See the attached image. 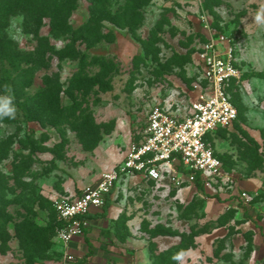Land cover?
Wrapping results in <instances>:
<instances>
[{"label":"rangeland","instance_id":"obj_1","mask_svg":"<svg viewBox=\"0 0 264 264\" xmlns=\"http://www.w3.org/2000/svg\"><path fill=\"white\" fill-rule=\"evenodd\" d=\"M62 4L72 30L89 23L92 36L72 39L53 14L26 26L39 6L4 16L0 110L15 112L0 119V264H64L53 201L75 199L117 169L156 107L188 114L203 85L202 16L231 36L243 73L233 89L239 119L208 141L222 173L204 192L121 180L109 217L85 236L114 254L98 252L90 264H264V23L256 21L264 0ZM43 92L61 117L31 110ZM243 192L253 199L247 209L236 205Z\"/></svg>","mask_w":264,"mask_h":264},{"label":"built area","instance_id":"obj_2","mask_svg":"<svg viewBox=\"0 0 264 264\" xmlns=\"http://www.w3.org/2000/svg\"><path fill=\"white\" fill-rule=\"evenodd\" d=\"M206 42L197 52V69L203 85L185 116H176L156 107L147 124L134 140L115 170L104 174L95 185L85 187L75 199L53 201V209L61 226L57 236L62 244L64 264H76L71 244L85 236L90 216L102 211L107 197L118 183L130 176L156 183L166 182L174 188L193 186L199 176L204 184L222 173V163L208 143L219 130L232 127L238 110L229 89L243 76L237 49L230 35L218 32L207 17L202 16ZM253 199L243 192L236 205L249 207Z\"/></svg>","mask_w":264,"mask_h":264},{"label":"trees","instance_id":"obj_3","mask_svg":"<svg viewBox=\"0 0 264 264\" xmlns=\"http://www.w3.org/2000/svg\"><path fill=\"white\" fill-rule=\"evenodd\" d=\"M62 1L63 0H0V43L5 40V31H4L5 30L4 29L5 13L7 11H10V10H14V11L17 10L19 12H21V11L23 12L24 10L29 9V7L31 5L32 6H39L38 8H39L40 14L35 13L32 16H28V18H27L28 22L25 23L26 26L27 25L29 26L30 23H34V24H36V26H39L41 24V18L42 17L50 16L49 14H53L55 17V22H59V21L61 22L63 20V26H65L67 28V30L65 31L66 32L65 34L69 33L70 36L72 37V39L77 40L78 38H87V37L92 36V32H91L92 28H91L89 23H87L83 27H80L77 30H72V28L69 26L68 21L66 20L67 17H64V15H62L66 11L64 4H62ZM75 8H76V4L74 5L73 3H71V9H75ZM92 12H95V10H93ZM93 15H94V13H92V18H93ZM90 23H91V19H90ZM213 26L218 32L225 33L224 31L219 30L218 27H216L215 25H213ZM200 36L202 39V43L206 42L205 35L202 34ZM110 41H111V39H110ZM195 52H196L195 54H197L198 50ZM76 77L87 78L86 74L83 71H80L79 75H77ZM235 84H236V82H234L232 84L231 88L229 89V94L231 95V99H232L233 103L236 100L235 96H234V92H233ZM48 99H49V96L44 92L42 94H39V95L33 97L32 101H31V106H30L31 110H35L37 108L38 109L44 108L43 112H45L46 116L50 115V112L54 111L55 114H57V116L61 117L63 109L60 108L58 106V104H56V101L54 99H50V101ZM51 101H52V104L49 105V102H51ZM234 105H235V103H234ZM238 119H239V113H238L237 120ZM237 120L235 121V123L237 122ZM233 125H232V127H233ZM232 127H230V128H232ZM230 128H228V129H230ZM228 129L219 130L217 133L223 132V131L228 130ZM212 136L213 135L209 136L208 141L212 138ZM101 140H102V137H98L96 143L92 147L96 148ZM204 185L205 184L203 183V181H201L200 177L198 176L196 182L191 187L196 188L200 192H204V190H205ZM112 193H113V191H112ZM111 194L107 197L102 211L97 212L96 215H93L94 218L102 220V219H105L107 217L108 210L111 206V200H110ZM244 208L247 209L246 207H244ZM53 211L57 217V213L55 212L54 209H53ZM249 212H250L249 210L248 211L246 210L244 215L250 216ZM59 226H61V224L57 219L56 220V229ZM88 247L91 248V245L88 244ZM102 250L104 252H110L108 250L107 245H102ZM93 255H94V253L89 251V253L86 255V257L78 260L76 264H89V263H91L90 258L93 257Z\"/></svg>","mask_w":264,"mask_h":264},{"label":"crops","instance_id":"obj_4","mask_svg":"<svg viewBox=\"0 0 264 264\" xmlns=\"http://www.w3.org/2000/svg\"><path fill=\"white\" fill-rule=\"evenodd\" d=\"M83 189H81V192H82ZM81 192L79 193V195L81 194ZM111 207V206H110ZM109 211H110V208L108 210V215L105 219H96L94 218L93 215H96L97 212H94L93 214H91L90 216V221H91V224H90V228L89 230L86 232L85 236L90 232L91 230V227L93 225H97L98 223H104V221L109 217ZM245 213V212H244ZM249 214L251 215V211L249 212ZM85 236L81 237V238H76L73 243L71 244V253L78 259H83L84 257H86V255L89 253V251L93 252L94 255L93 257H99L98 255V252L99 253H102V256H104L106 259H110V256H113L114 253H112L109 249L110 252H104L102 250V245H106L105 243H101L99 244V247L98 249L96 248L95 245H93L94 242H92L91 240L89 239H85ZM88 244L91 245V248L88 247ZM93 257H91V261L94 259ZM90 264V263H89Z\"/></svg>","mask_w":264,"mask_h":264},{"label":"clouds","instance_id":"obj_5","mask_svg":"<svg viewBox=\"0 0 264 264\" xmlns=\"http://www.w3.org/2000/svg\"><path fill=\"white\" fill-rule=\"evenodd\" d=\"M256 21L258 23H264V15L258 14L256 16ZM15 112V106H10L5 110H0V119H3L5 116H12Z\"/></svg>","mask_w":264,"mask_h":264}]
</instances>
